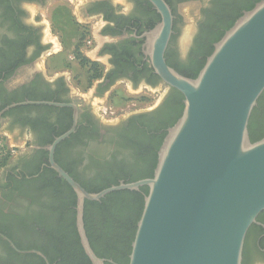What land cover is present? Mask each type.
<instances>
[{
    "label": "flooded vegetation",
    "instance_id": "flooded-vegetation-1",
    "mask_svg": "<svg viewBox=\"0 0 264 264\" xmlns=\"http://www.w3.org/2000/svg\"><path fill=\"white\" fill-rule=\"evenodd\" d=\"M166 1L173 32L165 58L187 73L202 58L197 48L216 0ZM189 8L192 18L184 12ZM161 19L150 0H0V117L17 142L0 169V264H40L41 258L47 264L37 246L59 235L62 198L47 185L55 170L48 146L74 125V108L37 101L77 105L75 130L58 143L55 154L79 183L151 177L145 175L148 163L138 150L166 135L184 104L183 94L161 79L147 54V33ZM79 52L88 63L83 65ZM44 56L47 62L59 59L60 67L37 68ZM72 60L85 66V74L66 71ZM28 69L26 80L7 83ZM120 86L143 92V101L111 109L110 97ZM250 228L243 262L264 264V211Z\"/></svg>",
    "mask_w": 264,
    "mask_h": 264
},
{
    "label": "water",
    "instance_id": "water-1",
    "mask_svg": "<svg viewBox=\"0 0 264 264\" xmlns=\"http://www.w3.org/2000/svg\"><path fill=\"white\" fill-rule=\"evenodd\" d=\"M150 1L162 19L147 33V54L161 79L184 95L183 113L163 139L153 176L89 192L55 160L58 143L75 130L77 105L37 101L74 108V125L48 146L50 165L77 194V229L93 264L108 260L88 237L86 200L145 185L129 264H242L247 232L264 211V137L252 141L249 132L264 92V0L243 11L214 43L196 77L168 64L172 8L166 0Z\"/></svg>",
    "mask_w": 264,
    "mask_h": 264
},
{
    "label": "trees",
    "instance_id": "trees-1",
    "mask_svg": "<svg viewBox=\"0 0 264 264\" xmlns=\"http://www.w3.org/2000/svg\"><path fill=\"white\" fill-rule=\"evenodd\" d=\"M258 1L260 0H216L214 8L209 13L208 23L205 24L203 38L197 48V51L202 54V58L197 57L194 68L187 73L183 72L181 68L177 70L186 76L196 77L205 65L207 57L213 52L214 43L243 14V10L253 8ZM79 57L82 59L83 65L89 62V59L80 52ZM263 98L264 92L259 97L250 117L249 132L252 141L264 137ZM183 105L180 108V116L183 113ZM177 120L175 119L173 124ZM164 137L165 135L152 145L143 144V147L139 148L138 155L143 156L148 163L145 175L153 176L155 170L153 168L158 162V150ZM45 153L47 156V151ZM12 155L11 148L0 144V169L8 164ZM55 160L73 176L71 169L60 163L57 154H55ZM50 171L53 172V177L47 185L52 186L55 190L54 193L62 198L56 218L59 235L51 234L37 248L44 252L51 264H93L82 246L76 226L77 194L67 181L58 176L55 170L51 169ZM125 177V182L143 178V176L135 175ZM81 184L89 192H98L113 184H119V180L116 176L104 178L97 184ZM148 192L149 187L145 185L141 186L139 190L113 191L100 200H86L84 220L87 234L95 252L101 257L112 259V262L108 260L107 264H129L137 223L143 212L145 195ZM40 261V264H46L43 258Z\"/></svg>",
    "mask_w": 264,
    "mask_h": 264
},
{
    "label": "rangeland",
    "instance_id": "rangeland-1",
    "mask_svg": "<svg viewBox=\"0 0 264 264\" xmlns=\"http://www.w3.org/2000/svg\"><path fill=\"white\" fill-rule=\"evenodd\" d=\"M192 11H194V10H191V8H189L188 10H185L184 12L186 15H188L189 17L192 18L193 17ZM69 34L70 33H68V35ZM69 41H70V37L68 36L67 44ZM67 44H66V47H70V45L68 46ZM67 53H68V51H67ZM65 66L68 68L66 71L73 70L74 73L77 72L79 75L85 74V72H86L85 66H80L79 62H77L76 60H72L71 62L67 63ZM77 77L83 81L85 80L84 76H77ZM77 86L81 87L82 89H85V84H83L82 86L78 84ZM127 89L128 90L126 91L123 89V86H120V88H117L115 90V92H113V94L111 95L110 100H109V105L111 106V109L115 110V109L120 108V107L126 108V106L129 103H132V102H138L139 103L140 101H143V92L138 93V92H135L134 90H132V88H130V89L127 88ZM128 91H131V92H128ZM150 98L151 97H149V99ZM0 142H1L0 143L1 145L3 144L5 146H8L9 148H14L15 150H17V148L15 146H13V144L11 143V141L9 140V138L7 136H0Z\"/></svg>",
    "mask_w": 264,
    "mask_h": 264
},
{
    "label": "crops",
    "instance_id": "crops-1",
    "mask_svg": "<svg viewBox=\"0 0 264 264\" xmlns=\"http://www.w3.org/2000/svg\"><path fill=\"white\" fill-rule=\"evenodd\" d=\"M56 44L58 46L60 45L59 40L56 41ZM36 65H37L36 66L37 68H41V70H43V72H45L47 70V67L48 68L56 67V69L59 68L60 61H59V59H56V60L47 62V57L44 56L43 58L36 61ZM30 71H31V69L22 71L17 76H13L10 79H8L7 83L10 82L9 84H12L13 82H23L28 77H30V76H26V74L29 73ZM0 136H7L13 145L17 143L15 141V137L13 136V134H11L8 130H6L3 122H1V117H0Z\"/></svg>",
    "mask_w": 264,
    "mask_h": 264
},
{
    "label": "built area",
    "instance_id": "built-area-1",
    "mask_svg": "<svg viewBox=\"0 0 264 264\" xmlns=\"http://www.w3.org/2000/svg\"><path fill=\"white\" fill-rule=\"evenodd\" d=\"M2 145H3V144H2ZM11 150H12V153H13L15 149H14V148H11Z\"/></svg>",
    "mask_w": 264,
    "mask_h": 264
}]
</instances>
